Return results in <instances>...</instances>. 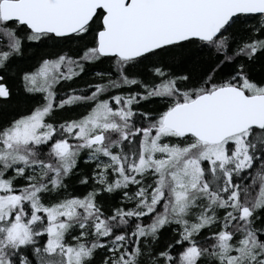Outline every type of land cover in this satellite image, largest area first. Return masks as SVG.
I'll use <instances>...</instances> for the list:
<instances>
[{
    "label": "snow or ice",
    "instance_id": "1",
    "mask_svg": "<svg viewBox=\"0 0 264 264\" xmlns=\"http://www.w3.org/2000/svg\"><path fill=\"white\" fill-rule=\"evenodd\" d=\"M0 264H264V0H0Z\"/></svg>",
    "mask_w": 264,
    "mask_h": 264
}]
</instances>
